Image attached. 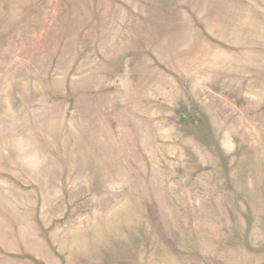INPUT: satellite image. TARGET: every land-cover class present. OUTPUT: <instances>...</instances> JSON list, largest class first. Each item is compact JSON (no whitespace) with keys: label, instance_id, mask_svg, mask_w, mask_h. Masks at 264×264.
Returning <instances> with one entry per match:
<instances>
[{"label":"rangeland","instance_id":"rangeland-1","mask_svg":"<svg viewBox=\"0 0 264 264\" xmlns=\"http://www.w3.org/2000/svg\"><path fill=\"white\" fill-rule=\"evenodd\" d=\"M0 264H264V0H0Z\"/></svg>","mask_w":264,"mask_h":264}]
</instances>
